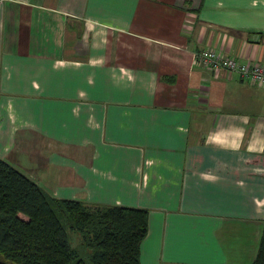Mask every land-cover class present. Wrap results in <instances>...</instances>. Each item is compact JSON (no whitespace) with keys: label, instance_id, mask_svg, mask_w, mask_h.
Segmentation results:
<instances>
[{"label":"crops","instance_id":"crops-1","mask_svg":"<svg viewBox=\"0 0 264 264\" xmlns=\"http://www.w3.org/2000/svg\"><path fill=\"white\" fill-rule=\"evenodd\" d=\"M264 0H0V158L50 195L146 209L142 264H252Z\"/></svg>","mask_w":264,"mask_h":264},{"label":"trees","instance_id":"trees-1","mask_svg":"<svg viewBox=\"0 0 264 264\" xmlns=\"http://www.w3.org/2000/svg\"><path fill=\"white\" fill-rule=\"evenodd\" d=\"M148 214L56 198L0 158V264H142Z\"/></svg>","mask_w":264,"mask_h":264},{"label":"built area","instance_id":"built-area-1","mask_svg":"<svg viewBox=\"0 0 264 264\" xmlns=\"http://www.w3.org/2000/svg\"><path fill=\"white\" fill-rule=\"evenodd\" d=\"M197 58L205 69L216 73L226 71L230 76H238L242 81L264 87V65L242 62L214 49L201 51Z\"/></svg>","mask_w":264,"mask_h":264}]
</instances>
